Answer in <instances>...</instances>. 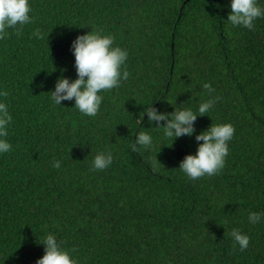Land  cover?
<instances>
[{"label":"trees","instance_id":"1","mask_svg":"<svg viewBox=\"0 0 264 264\" xmlns=\"http://www.w3.org/2000/svg\"><path fill=\"white\" fill-rule=\"evenodd\" d=\"M228 4L30 0L33 23L0 41V87L13 116L12 150L0 155V264H35L48 232L75 250L77 264H264V223L247 221L250 211L264 212V18L254 31L233 27ZM90 29L129 52L128 79L103 93L95 117L72 101L54 105L49 92L61 75L76 78L70 44ZM206 82L219 100L191 137L171 143L147 129L155 124L145 114L140 126L155 146L131 151L144 106L195 111L209 98ZM211 122L235 129L225 167L193 181L179 162L195 154V135ZM105 150L112 165L90 171ZM233 228L250 237L244 251Z\"/></svg>","mask_w":264,"mask_h":264},{"label":"clouds","instance_id":"2","mask_svg":"<svg viewBox=\"0 0 264 264\" xmlns=\"http://www.w3.org/2000/svg\"><path fill=\"white\" fill-rule=\"evenodd\" d=\"M227 7L229 11L226 21L233 27L254 31L255 21L264 18V0H229ZM31 12L30 0H0V41L9 38V30L21 35L24 27L33 23ZM32 36L36 39L45 38L39 30H33ZM70 49L74 57L76 78L69 80L63 75L58 77L54 89L49 91L50 99L54 105H61L62 101H72L73 106L83 116L95 117L101 110L103 93L119 88L128 79L126 61L129 52L116 44L114 35L105 34L100 29H90L77 35L71 41ZM202 87L207 90L209 98L199 103L195 111L190 107H177L168 113L159 111L152 103L144 106L134 120L138 130L130 144L131 151L135 152L140 148L150 150L155 146L153 135L147 129L162 130L163 136L170 138L171 143L181 136L191 137L195 132L194 122L197 117L210 113L219 100L218 96L213 95L214 89L209 83H204ZM9 95L6 88L0 87V155L12 150L7 139L13 121L6 102ZM145 114L149 125L155 124V127L145 129L140 126ZM234 132V126L230 123L211 122L205 130L195 135V140L200 142L196 146L195 154L185 155L179 162L178 169L193 181L218 175L225 167L229 142L233 139ZM112 162L111 151H99L90 162V171H103ZM52 167L60 168L61 162L53 160ZM247 221L252 225L264 223V212L250 211ZM229 234L234 246L238 245L240 251L247 249L250 237L246 233L233 228ZM62 243L55 233L48 232L39 242L43 245L44 253L35 264H77L72 254L75 250L65 249Z\"/></svg>","mask_w":264,"mask_h":264}]
</instances>
